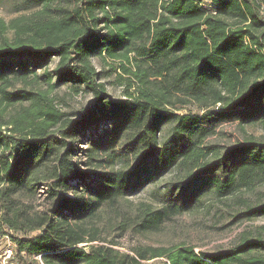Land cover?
Returning a JSON list of instances; mask_svg holds the SVG:
<instances>
[{
  "label": "trees",
  "instance_id": "16d2710c",
  "mask_svg": "<svg viewBox=\"0 0 264 264\" xmlns=\"http://www.w3.org/2000/svg\"><path fill=\"white\" fill-rule=\"evenodd\" d=\"M56 1L32 0L41 7L34 17L0 22V112L20 106L0 125V228L25 233L11 237L19 264H264V227L225 251L136 246L128 254L98 225L102 210L176 166L190 173L172 185L163 209H138L139 232L158 231L208 193L223 199L264 181L263 144L222 153L198 145L221 121L264 126V0H76L70 10ZM94 58L119 64L126 100L104 94ZM54 59L56 70L44 75L49 91H89L86 116L55 112L45 92L7 91ZM187 103L204 113L178 114ZM81 145L93 148L81 151L93 163L121 168L91 171L75 159ZM27 195L43 197L45 210L27 207ZM246 209L241 220L264 216V202ZM125 222L117 229L126 231Z\"/></svg>",
  "mask_w": 264,
  "mask_h": 264
},
{
  "label": "rangeland",
  "instance_id": "374dc122",
  "mask_svg": "<svg viewBox=\"0 0 264 264\" xmlns=\"http://www.w3.org/2000/svg\"><path fill=\"white\" fill-rule=\"evenodd\" d=\"M56 6L65 9H72L76 6V0H57ZM41 7L32 5V0H0V22L6 25L11 23V20L19 18H32L40 11ZM261 15H264V7L261 9ZM25 22V21H24ZM5 36L11 38L12 31L8 30ZM58 59L51 61L48 66L35 71L25 81L12 79L10 87L7 90L9 93L14 91H30L34 94L47 93L48 99L51 101V106L55 112L67 115L70 120L79 119L87 115L91 109L94 96L89 91L80 88L78 93L73 92L66 85H58L52 91H49L48 81L44 75L48 72L56 70ZM92 64L96 72L100 74L97 84H103V92L110 100H126L124 87L121 81L117 79L119 74L122 75L118 68L117 62H111L107 59H92ZM56 80L52 79V84ZM49 91V92H48ZM20 106L7 108L0 112V125L9 120L10 116L16 113ZM176 112L180 115H201L204 112L200 106L194 103H187L182 108H177ZM171 125H164L159 135L160 143L166 141L169 137ZM4 129V127H2ZM103 130V129H102ZM101 131L98 134L101 135ZM198 142L200 147L213 146L216 151L224 152V149H229L237 146L240 143H247L251 140L264 145V126L260 120H254L249 124H242L236 121H221L212 131L207 134V137L200 138ZM77 157L75 159L84 162L89 166L88 169L105 171H118L121 167L116 162L109 167L93 163L88 159L87 154L81 151L93 149L89 145L79 146ZM105 155H95L93 159L96 161L107 160ZM213 160V155L207 157ZM92 164V165H90ZM87 168V167H86ZM188 170L181 166H176L169 169L163 176L159 177L154 183L149 184L134 195L124 199H119L118 204L113 210L105 208L102 210L98 225L105 229L103 236L107 240L118 242L119 246L116 249L119 253L130 254L131 249L136 246L165 248L173 246H190L196 251L205 253L225 251L235 247L239 243V238L242 236L251 237L256 235L260 228L264 227V216L256 217L251 221L241 220L239 214L247 211V207L262 205L264 202V181L257 182L249 189H238L232 195L218 199L214 195L208 193L202 197L201 202L193 209L185 214L166 219L164 224L158 231L139 232V219H136L138 209L141 206H151L152 209L160 210L166 205V201L171 193L172 185L187 175ZM173 190V189H172ZM26 206L34 207L35 210L43 211L47 207L43 197L24 196ZM39 205H42L40 207ZM1 219V213H0ZM126 219L127 230L121 231L117 229L120 220ZM264 233V231H262ZM34 233L26 235L33 236ZM25 236V233L13 232L5 227L0 228V264H19V259L15 257V248L11 243V237L18 238ZM12 248L13 255L9 259H5L4 252L8 247ZM26 264H34L33 261L26 259ZM162 261L151 260L145 264H160Z\"/></svg>",
  "mask_w": 264,
  "mask_h": 264
},
{
  "label": "built area",
  "instance_id": "2783aa9c",
  "mask_svg": "<svg viewBox=\"0 0 264 264\" xmlns=\"http://www.w3.org/2000/svg\"><path fill=\"white\" fill-rule=\"evenodd\" d=\"M13 251H12V248L9 246L8 247V249L4 252V258L5 259H9V258H11V256L13 255V253H12Z\"/></svg>",
  "mask_w": 264,
  "mask_h": 264
}]
</instances>
